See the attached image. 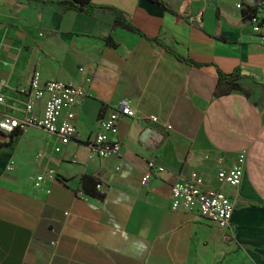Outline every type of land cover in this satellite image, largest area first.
<instances>
[{
    "label": "crops",
    "instance_id": "0c3cea01",
    "mask_svg": "<svg viewBox=\"0 0 264 264\" xmlns=\"http://www.w3.org/2000/svg\"><path fill=\"white\" fill-rule=\"evenodd\" d=\"M93 4L100 9L88 16L0 0V123L43 118L45 100L26 113L36 73L89 94L68 145L39 127L0 131V264H264V45L243 18L257 0ZM103 7L121 11L144 37L115 28ZM238 69L249 77L233 91L218 72ZM122 102L136 117L120 116L112 138L120 156H92L100 119ZM150 129L160 136L148 147ZM241 153V185H221L218 170ZM151 161L165 171L144 185ZM85 175L103 184V202L78 191ZM182 181L228 194L230 228L173 211L171 186Z\"/></svg>",
    "mask_w": 264,
    "mask_h": 264
},
{
    "label": "built area",
    "instance_id": "2783aa9c",
    "mask_svg": "<svg viewBox=\"0 0 264 264\" xmlns=\"http://www.w3.org/2000/svg\"><path fill=\"white\" fill-rule=\"evenodd\" d=\"M238 9L243 10L242 5ZM256 13L249 21L252 31L257 34L264 45V0H257ZM82 71V70H81ZM89 94L84 89L75 86L73 83H63L57 80H44L39 73L33 77L29 102L26 113H31L34 103L45 100L44 116L36 119L32 116L21 118L5 116L0 123V131L11 133L14 130L24 131L29 127H39L48 134L57 136L63 146L68 145L78 135L75 125L76 110L80 108L83 101ZM135 118L136 111L127 103L122 102L116 105L109 115L100 119L99 131L95 138L89 142L92 156L102 159L119 157L122 145L112 138L118 133V122L120 116ZM149 121L153 124L160 122L158 117L152 116ZM170 129L169 126H167ZM60 150L57 149V152ZM246 155H238L232 167H222L217 172V180L221 185L237 188L241 185L244 173ZM9 170H13L12 167ZM164 167L156 162L148 163L143 184L146 185L153 174L163 173ZM53 171L46 175L37 177L34 187L41 188L47 176H53ZM97 190L105 194L103 184L97 185ZM172 210L175 212H194L203 220L210 222L221 229H229L234 213V201L223 191L215 190L193 181L177 182L171 186ZM226 238H229L226 236Z\"/></svg>",
    "mask_w": 264,
    "mask_h": 264
},
{
    "label": "trees",
    "instance_id": "16d2710c",
    "mask_svg": "<svg viewBox=\"0 0 264 264\" xmlns=\"http://www.w3.org/2000/svg\"><path fill=\"white\" fill-rule=\"evenodd\" d=\"M28 1H34L43 4H55L58 5L60 8H62L63 11H75L88 16H93L95 12L98 9H100V7L93 4V0H28ZM102 9L105 12L113 13L115 15V22H114L115 28H122L144 37V34L121 11L111 7H103ZM255 13H256L255 8L248 6L247 9L243 10L244 20L249 22ZM106 40L109 46L111 47L117 46L116 43L113 41L112 37H108ZM158 43L162 45L161 42ZM166 49L168 52H170V49L168 48ZM179 59L183 61L182 58ZM218 75H219V81L229 86L233 91L241 90L240 81L246 77H249L239 69L229 75L219 71ZM98 184H100V181L98 180L97 177L92 175H85L79 182L77 189L85 196L103 202L106 196L105 194H101L100 192H98L97 190Z\"/></svg>",
    "mask_w": 264,
    "mask_h": 264
},
{
    "label": "water",
    "instance_id": "95a60500",
    "mask_svg": "<svg viewBox=\"0 0 264 264\" xmlns=\"http://www.w3.org/2000/svg\"><path fill=\"white\" fill-rule=\"evenodd\" d=\"M159 136L160 135L158 134V132H156L153 129H150L147 132H145V134L143 135V137H142V143L145 146L150 147L152 145V139H155L156 140V139L159 138Z\"/></svg>",
    "mask_w": 264,
    "mask_h": 264
}]
</instances>
